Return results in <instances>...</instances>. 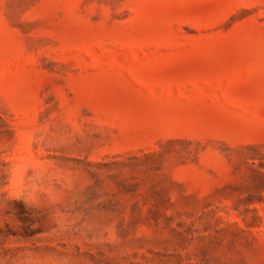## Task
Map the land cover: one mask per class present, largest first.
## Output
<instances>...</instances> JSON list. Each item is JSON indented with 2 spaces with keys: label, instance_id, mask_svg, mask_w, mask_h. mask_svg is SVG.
<instances>
[{
  "label": "rangeland",
  "instance_id": "374dc122",
  "mask_svg": "<svg viewBox=\"0 0 264 264\" xmlns=\"http://www.w3.org/2000/svg\"><path fill=\"white\" fill-rule=\"evenodd\" d=\"M0 264H264V0H0Z\"/></svg>",
  "mask_w": 264,
  "mask_h": 264
}]
</instances>
